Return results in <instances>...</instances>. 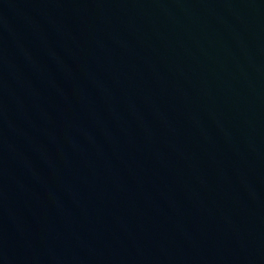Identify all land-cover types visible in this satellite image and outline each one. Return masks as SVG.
I'll return each mask as SVG.
<instances>
[{
    "label": "water",
    "instance_id": "water-1",
    "mask_svg": "<svg viewBox=\"0 0 264 264\" xmlns=\"http://www.w3.org/2000/svg\"><path fill=\"white\" fill-rule=\"evenodd\" d=\"M0 264H264V0H0Z\"/></svg>",
    "mask_w": 264,
    "mask_h": 264
}]
</instances>
